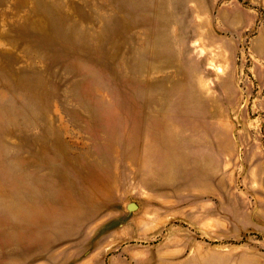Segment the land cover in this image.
I'll return each mask as SVG.
<instances>
[{
    "label": "rangeland",
    "instance_id": "rangeland-1",
    "mask_svg": "<svg viewBox=\"0 0 264 264\" xmlns=\"http://www.w3.org/2000/svg\"><path fill=\"white\" fill-rule=\"evenodd\" d=\"M0 264H264V0H0Z\"/></svg>",
    "mask_w": 264,
    "mask_h": 264
},
{
    "label": "bare ground",
    "instance_id": "bare-ground-1",
    "mask_svg": "<svg viewBox=\"0 0 264 264\" xmlns=\"http://www.w3.org/2000/svg\"><path fill=\"white\" fill-rule=\"evenodd\" d=\"M60 49V48H59ZM198 145V144H197ZM199 146V145H198ZM139 162V161H138ZM90 183L93 185V188L98 189L101 192H104V188L105 185L103 184V181H101V178L97 177V176H89ZM96 186V187H95ZM134 207V206H133ZM55 209L54 204L49 203V202H45V203H40V211L41 212H45V211H53ZM37 257V256H36Z\"/></svg>",
    "mask_w": 264,
    "mask_h": 264
},
{
    "label": "water",
    "instance_id": "water-1",
    "mask_svg": "<svg viewBox=\"0 0 264 264\" xmlns=\"http://www.w3.org/2000/svg\"><path fill=\"white\" fill-rule=\"evenodd\" d=\"M135 203H129L128 204V209H133V206L135 207ZM136 207H137V205H136Z\"/></svg>",
    "mask_w": 264,
    "mask_h": 264
}]
</instances>
